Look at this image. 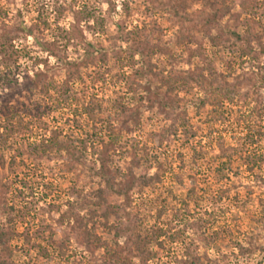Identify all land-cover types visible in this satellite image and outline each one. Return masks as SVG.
Wrapping results in <instances>:
<instances>
[{
    "label": "rangeland",
    "instance_id": "rangeland-1",
    "mask_svg": "<svg viewBox=\"0 0 264 264\" xmlns=\"http://www.w3.org/2000/svg\"><path fill=\"white\" fill-rule=\"evenodd\" d=\"M254 1L259 7L258 14L237 16L239 6L236 5L221 17H212L208 24L210 34L203 35L202 32L191 30L192 37H187L184 47L176 42L177 27L170 26L168 10L160 8L155 11L146 0H0L1 13H5V16H0V37H4L5 47L1 61L9 57L11 51L18 52V57L13 56L8 61L18 65L15 74L10 75L12 84L4 82L0 85V112H4L3 116L0 114V133L5 132V117L10 114L19 113L28 119L25 114L27 106L33 109V103L39 101L43 108L46 107L35 117L27 132L15 134L7 144H0V154L6 160L0 177L8 187L5 207L0 206V225H7L8 218L13 219L12 225L17 235L10 245L15 264H140L135 251L130 252L125 244L132 226L130 214L136 208L141 215H148L143 226L153 229L156 235L160 234V240L165 245L161 257L147 264H181L186 247H189L192 255L206 254L219 264H223L222 256L225 255L227 264H264V253L246 259L238 257L236 252H231V248L223 244L217 243L219 252L213 246L205 248L198 241L199 230L186 229L183 223H172L169 227L165 223L169 213L160 220L155 218L162 199L172 202L168 191L178 198L183 193L173 179L180 172L184 175L199 173L195 176L200 187L208 186L211 192L215 190L217 185L210 179L207 167L219 154L218 149L215 145L210 149L205 146L207 154L196 163L193 161V149L197 151L207 143L206 133L209 130L213 131L211 139L220 135L226 145H235L242 136V124L236 125L235 117L246 110L239 96L245 93L252 95L255 90L264 95V84L259 89L240 87L237 95L225 94L231 101L223 102L226 108L224 121L206 123L205 112L196 115L197 104L210 91L209 86L200 84L198 79L210 78L213 72L230 73L226 81L232 83L234 77L242 73V69L246 70L254 63L264 66V54L258 55L257 62L242 58V49L246 46L242 36L250 30L264 35V0ZM199 8V4H193L189 12H196ZM38 15L49 21L51 29L43 30L35 39L28 35L26 29L36 23ZM117 24L124 27L121 35L130 33L128 41L119 38ZM218 34L222 37L221 43L213 46L212 39ZM52 40H57L58 44L49 45ZM87 43L94 48L96 55L106 54L107 59L104 64L99 60L97 66L89 65L80 72L82 76L104 73L105 81L86 88L75 81L66 94L63 92L65 70L56 55L62 61H74L84 49H88ZM262 43L264 47V38ZM253 47L257 48V45L253 44ZM130 52H133V58H129ZM148 62L153 65L154 72L163 74L164 80L170 72L185 77L189 92H179L176 98L174 96L167 102L162 100L165 87L159 78L139 76ZM137 71L138 75L134 76ZM36 73L43 75L40 76L42 82L30 93L25 85ZM123 75L127 80L122 78ZM132 80L139 85L135 92L129 89ZM51 81L55 87L49 86L48 93H40L43 82ZM158 87L161 89L157 90ZM92 94L109 101L121 96L125 104L140 112L142 127L128 134L127 142L124 141V134L122 141L110 152L108 176L115 187H127L131 177L128 170L135 177L145 169L152 174L156 163L160 162L167 166L168 171L162 183L154 189L146 188L142 193H138L135 187L129 190L133 202L130 206L126 205L123 197H115L117 216L111 218L110 225L116 230L108 235L102 228L98 229L100 242L85 247L70 235L71 220L67 218L66 210L67 203H76L77 192H89L103 184V180L93 173V167H99L98 156L92 154V142L86 135L98 132L99 136L105 138L107 125L99 123L97 119L105 117L109 110L103 114L95 111L94 120L86 117L81 105ZM68 95L70 99L64 100ZM76 110L79 111L77 116L74 115ZM185 115L191 130L202 128L187 143L181 130L173 134L169 129L171 123H180ZM113 127L116 129L119 124L112 122ZM166 130L170 132L164 133L165 139L160 146V134ZM54 136L67 147V151L53 152L50 158L27 162V166L21 165L19 158H16V163H19L17 166L7 165L11 156L16 155L14 149L18 148V144L23 147L28 142ZM12 140L17 142L13 144ZM131 146L136 148L137 155L145 159L139 166H131L128 154ZM258 147L259 152L264 154V138ZM95 148H98V144H95ZM74 149H83L85 157L77 160L73 155ZM72 166L75 168L70 169ZM234 167L239 168L240 175L230 176V179L242 183L244 187L248 182L244 178L245 174H242V167L238 163ZM239 191V203H243L246 201L244 190ZM258 195L259 190L254 188V194L242 212L232 207L227 199L221 203L228 206L231 213L238 215L237 223L228 224L239 239L253 233L264 242V222L253 219L256 216L254 213L259 211ZM11 205L16 211L22 210V214L8 211ZM202 206L206 208L205 204ZM237 231L242 235L236 234ZM176 233H182V241L170 239ZM59 243L64 244L61 249L58 248ZM151 249L156 248L153 245Z\"/></svg>",
    "mask_w": 264,
    "mask_h": 264
},
{
    "label": "trees",
    "instance_id": "trees-1",
    "mask_svg": "<svg viewBox=\"0 0 264 264\" xmlns=\"http://www.w3.org/2000/svg\"><path fill=\"white\" fill-rule=\"evenodd\" d=\"M152 6L151 8L155 11L160 8L168 10L170 18V26L177 27V40L179 45L186 47L187 37L191 38V30L202 32L203 35L210 34L209 22L213 18H218L226 13L230 12L231 8L239 6V13L241 15H256L259 7H257L254 0H146ZM193 4H199L200 8L198 11L190 13V6ZM208 11H211L210 13ZM262 13V12H261ZM0 16H5V13H1ZM213 17V18H212ZM154 24V23H152ZM255 24V23H254ZM117 28L120 30L119 38L124 41H128L129 32L121 35L124 27L121 24H117ZM51 24L47 19H42L37 16L36 23L29 27L27 33L29 36L36 39L37 34L43 30H50ZM264 35L257 33L256 30H250L242 36V42L245 43V47L242 49V58H248L253 62L258 61V55L264 54V47H262ZM222 37L218 34L216 38L212 39V45L218 46L221 43ZM58 41L52 40L49 45H56ZM188 42V41H187ZM189 43V42H188ZM40 44V43H38ZM253 44L257 45V48L253 47ZM40 45H43L42 43ZM88 49H84L83 53L77 57L74 61L68 59H60L57 55V61L63 66L65 70V79L63 90L64 93H69L72 88L71 85L77 81L82 84L83 87L93 85L96 82L105 81V74H94L82 76L81 69L86 68L89 65L97 66V62L101 60L106 63L107 55L101 53L96 55L94 48L87 43ZM4 37H0V85L12 84L10 75H14V71L18 65L16 63L11 64L8 62L9 59L18 57L17 50L11 51L4 61H1L2 54L4 51ZM21 54V53H20ZM129 58H133V52H130ZM153 65L148 62L144 72L140 73L139 76H147L151 78H159V82L165 87L164 92L161 95L162 100L169 101L175 96L177 97L179 92H189L187 88V81L185 77H180L178 74L167 73L168 76L164 80L162 73H156L153 71ZM138 71L135 72L134 76L138 75ZM212 73V72H211ZM142 74V75H141ZM228 74V75H227ZM230 73H218L213 72L210 78L198 79L200 84H207L210 91L199 101L196 106V115L200 112H205V122H220L226 118V108L223 106L225 100L231 101L226 98L225 94L229 93L237 95L240 87H256L259 89L264 84V66L254 63L250 68L243 70L240 75L234 77L233 82L229 83L226 78L229 77ZM40 76L42 74H34L33 78H29L25 88L28 92H32V89L37 88V84H41ZM122 78L127 80V77ZM140 77V78H141ZM129 89L132 92L136 91V86H139L135 81L130 82ZM49 86L55 87L53 81L43 82V87L39 90L40 93H46L49 91ZM161 87V84H160ZM158 87L157 90L161 88ZM48 93V92H47ZM68 97L64 100H68ZM242 100V104L245 105L246 110L242 112V115L235 117V124H242V136L236 140L235 145H226L225 140L222 136L218 135L214 139L210 136L213 134L212 130H209L207 135V143L196 151L193 149V161L196 163L202 160L207 154L205 152V146L209 149L216 146L219 151L217 157L209 163L208 171L210 179L217 185L215 190L211 192L210 187H200V183L196 179L195 174L184 175L183 172L174 175L173 179L177 186L181 188L183 193L178 198L177 195L168 191L171 196L172 202H168L166 199H162L159 208L156 209L155 218L160 220L163 215L169 213V219L165 223L170 225L172 223H183V226L187 229L199 230L198 241L205 248L213 246L219 252L217 243L229 246L231 252H236V255L241 258L250 259L251 257L264 253V242L259 240L253 233L243 235V239H239L234 234V230L228 223H237L238 215L231 213L228 206H223L221 203L224 200H229L232 207L236 208L238 212H242L251 197L254 194V188L259 190L257 197V203L259 211L256 216L253 217L256 221L264 222V154L259 152V142L264 138V95L255 90L252 95L242 94L239 96ZM65 104V103H63ZM109 104V106H108ZM83 114L90 120H94V113L98 111L103 114L104 111L109 110V113L103 117H99L97 121L99 123H105L108 128L107 135L105 138L102 135H98V132H92L86 136L91 140L92 154L98 156V169L93 167V173L99 176L103 180V184L98 185L96 188L91 189L89 192H77V200L75 204L67 203V218H70L71 223L69 225L70 235L75 237L77 241L85 247L100 242L101 238L97 234V230L102 228L106 234H111L116 230V227L110 225L112 217L117 216L118 206L114 201L115 197H123L126 205L130 206L132 198L129 195V190L133 187L138 193H142L146 188L154 189L157 185L162 183V178L166 175L168 168L164 164L157 162L155 166V172L149 174L147 169L144 170L141 175L135 177L131 170H128L131 177L127 187H115L112 179L108 176L110 163V152L116 148L118 143L122 141L124 134V141L127 142L128 134L134 132V129L141 128V118L138 109L129 107L123 102L121 96L115 97L112 101L98 97L97 95H90L82 102ZM209 107L207 110L206 107ZM33 109L27 106L26 115L29 117L25 119L24 115L19 113H12L9 117H5L4 133H0V144H7L11 137L15 134H23L27 132L29 127L33 124L35 117L39 116L43 109L42 104L39 101H35L32 105ZM14 108V107H13ZM15 109V108H14ZM111 110V111H110ZM79 113L78 110L75 112V116ZM3 116L4 112H0ZM31 114V115H30ZM180 123H171L170 128L173 134L176 131L181 130L185 142L187 143L190 138H195L197 132L201 131V127H197L195 130H191L189 119L182 117ZM112 122L119 124L118 128H112ZM170 132L166 130L160 134L159 144L165 139L164 133ZM231 138H234L233 136ZM13 144L17 141L12 140ZM95 144H98V148H95ZM20 146V149H19ZM22 145L18 144V148L14 149L16 155H12L7 165L10 167L17 166L19 163L23 166H27V162H37L42 159L50 158L53 152L60 153L61 151H67V147L58 140L57 136L42 138L39 141L33 143H26ZM124 146H119L123 148ZM29 149V150H28ZM83 149H74L73 155L76 159H83L85 157L82 152ZM86 149H84L85 151ZM131 158V166H139L141 161L145 160L141 155H137L135 147H129ZM72 156V154H71ZM16 158H19V163H16ZM182 160L181 155H179ZM2 154H0V171L5 168L6 162ZM238 163L242 167V174H245L244 178L247 180V185L244 187L242 183L238 181H231L230 176L238 177L240 175L239 168L234 167ZM74 169L75 167H69ZM200 170V169H199ZM182 171V170H181ZM1 175V172H0ZM207 183L205 182L204 185ZM240 189L244 190L245 199L243 203H239L241 197ZM8 187L2 182L0 177V206L5 207L6 193ZM233 193V195H230ZM205 204L206 208L202 205ZM209 206V208H207ZM193 210H192V209ZM8 211L11 213L15 212L16 209L11 205L8 207ZM83 211V214L80 212ZM18 214H22V210L16 211ZM200 212V213H199ZM229 215V217H227ZM148 215H144L139 212L138 208L133 209L131 218V229L128 233L125 244L127 249L135 251V257L139 260L140 264H147L148 262L159 259L165 251V245L160 240L161 235L154 233L153 229H147L143 226L146 223ZM254 220V221H255ZM7 225H0V264H15L12 260V248L11 241L16 237L17 231L12 225L13 219H7ZM116 234V233H115ZM236 234H241L237 231ZM242 235V234H241ZM171 240L182 241V233H176L172 235ZM105 244H107L105 242ZM63 243H59L58 248L63 247ZM155 246V250L151 249ZM189 247L184 249L183 259L180 260L181 264H219L217 260H213L208 255H192L189 251ZM227 260L226 255L222 256V263Z\"/></svg>",
    "mask_w": 264,
    "mask_h": 264
}]
</instances>
